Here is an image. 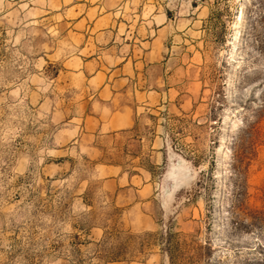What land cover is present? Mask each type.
<instances>
[{
	"label": "rangeland",
	"instance_id": "374dc122",
	"mask_svg": "<svg viewBox=\"0 0 264 264\" xmlns=\"http://www.w3.org/2000/svg\"><path fill=\"white\" fill-rule=\"evenodd\" d=\"M207 179L264 206V0H0V264H170Z\"/></svg>",
	"mask_w": 264,
	"mask_h": 264
},
{
	"label": "trees",
	"instance_id": "16d2710c",
	"mask_svg": "<svg viewBox=\"0 0 264 264\" xmlns=\"http://www.w3.org/2000/svg\"><path fill=\"white\" fill-rule=\"evenodd\" d=\"M205 188V237L198 241L194 233L168 232L164 245L170 264L178 263L177 259L187 264H264V206L256 207L249 203L246 180L236 185L233 198L226 205L217 201L212 192L214 180L209 183L207 179ZM130 237L127 235L114 247L102 241L99 248L101 257L106 262L129 260L131 256L127 254V246ZM215 246L231 251L239 259L225 263L220 256L213 255Z\"/></svg>",
	"mask_w": 264,
	"mask_h": 264
},
{
	"label": "crops",
	"instance_id": "0c3cea01",
	"mask_svg": "<svg viewBox=\"0 0 264 264\" xmlns=\"http://www.w3.org/2000/svg\"><path fill=\"white\" fill-rule=\"evenodd\" d=\"M122 68H123V67H119L118 69H122ZM126 78H127V77H126ZM136 107H137V106H136ZM121 109H123V107H122ZM133 111H134V113H135V110H133ZM122 115H123V117H122L121 120H123L125 124H128V123L132 122L133 117H131L130 113L128 114L127 111H123V114H122Z\"/></svg>",
	"mask_w": 264,
	"mask_h": 264
}]
</instances>
